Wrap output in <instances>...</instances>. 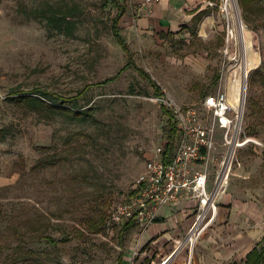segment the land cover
I'll return each mask as SVG.
<instances>
[{
    "label": "rangeland",
    "instance_id": "374dc122",
    "mask_svg": "<svg viewBox=\"0 0 264 264\" xmlns=\"http://www.w3.org/2000/svg\"><path fill=\"white\" fill-rule=\"evenodd\" d=\"M213 1L201 22L161 36L139 25L134 0H0V264H25L29 250L50 264H118L128 252L126 229L111 237L91 231L89 223L103 214L106 224L150 153L174 134L157 96L168 93L206 115L205 95L233 70L236 15L228 0ZM235 3L260 59L247 74L243 133L264 141V0ZM51 6L71 12L72 33L49 23ZM122 8L120 32L132 65L112 30ZM139 69L158 84L157 93ZM53 94L77 96L66 106H92L93 115L77 118L52 108L62 104ZM217 133L220 142L221 128ZM219 142L207 164L211 180ZM238 158L252 171L244 179L257 187L251 193L263 201L264 150L248 144Z\"/></svg>",
    "mask_w": 264,
    "mask_h": 264
},
{
    "label": "built area",
    "instance_id": "2783aa9c",
    "mask_svg": "<svg viewBox=\"0 0 264 264\" xmlns=\"http://www.w3.org/2000/svg\"><path fill=\"white\" fill-rule=\"evenodd\" d=\"M143 1L151 4L156 0ZM207 3L217 4L213 0ZM239 78L242 93L240 104L237 105L231 99V91L233 83ZM246 87L247 80L243 82L242 70H231L227 77L220 80L215 92L205 95L202 103L206 115L200 114L193 105L178 103L168 93L157 96L156 99L169 111L167 118L171 120L175 132L171 138L159 143L147 157L132 192L112 209L105 234L110 235V224H122L130 217L141 228H146L155 220L162 206L190 196L197 199L195 219L185 237L178 242V248L186 245L192 252L198 239L216 221L219 200L227 192L235 168L242 165L238 158L239 150L248 144L264 147L262 139L243 133ZM218 127L222 131L220 142ZM218 142L222 150L219 152L216 173L211 180L207 164L214 160L212 152L216 150ZM166 143H169L171 152H167ZM134 253L137 254L138 250ZM169 258L159 264H165ZM187 264H191V259Z\"/></svg>",
    "mask_w": 264,
    "mask_h": 264
},
{
    "label": "crops",
    "instance_id": "0c3cea01",
    "mask_svg": "<svg viewBox=\"0 0 264 264\" xmlns=\"http://www.w3.org/2000/svg\"><path fill=\"white\" fill-rule=\"evenodd\" d=\"M134 2L132 12L142 14L138 17L139 25L151 27L161 36L179 32L196 20L201 22L208 4V0ZM251 145L256 152L264 150V147ZM249 170L244 165L235 168L229 188L219 200L216 221L198 239L192 252L186 245L178 248V242L185 237L195 219L196 198L184 196L162 206L146 228H141L131 217L122 224H110L111 237L121 234L124 229L129 234L130 248L119 255L118 264H159L168 256L165 264H187L190 259L191 264H246L247 253L255 246L261 248L264 245V200L252 194L251 189L257 187L247 185L248 179L244 180L251 175ZM105 223L100 229L105 230L104 234L109 226L108 220ZM135 250H138L137 254Z\"/></svg>",
    "mask_w": 264,
    "mask_h": 264
},
{
    "label": "trees",
    "instance_id": "16d2710c",
    "mask_svg": "<svg viewBox=\"0 0 264 264\" xmlns=\"http://www.w3.org/2000/svg\"><path fill=\"white\" fill-rule=\"evenodd\" d=\"M49 9H50L49 11L52 12L50 14L46 13L49 23H54L55 28H57L59 31H65V29H69V32L72 33L74 30L75 22H74V20H72V18H70V17H72L71 12H65L63 14L62 13L59 14L58 11L55 10V7L51 6ZM125 9L126 8H122V11L113 18L112 30H113V33L115 35L116 40L123 47L124 51L127 54L129 53L127 64L132 65L134 63L133 57L131 58L130 49H129L125 39L123 38V36L120 32V30H121L120 19L122 17L123 12L125 11ZM34 13H35L34 15L36 16V13H38V12H34ZM139 72H142V75L151 81L152 85L154 86V90L157 93V89L159 88L158 84L154 80H152L150 78V76H147V73L143 69H139ZM260 76H261L262 81L264 83V71L260 74ZM87 89H88V87L81 90L80 94L85 92ZM36 90L40 91L38 89H36ZM158 92H160V89ZM43 93H48V92L44 91ZM18 96H21V97H18L17 100H20V101L24 100L25 102L33 104V100H31V98L28 99V97L26 95L25 96L18 95ZM53 97L60 98L62 104L60 106H57V105L49 103L52 105L51 106L52 108H53V106H56L55 109L64 111L68 115L73 116V117H77V118H87V117H91L93 115V107L92 106L82 108V107L77 106L76 102L74 104H72L71 107L66 106V104L73 103L72 101L76 100L77 96L65 97V96H62L60 94H53ZM43 102L46 103L45 101H43ZM166 147H167V152H171V147L169 146V143H166ZM49 162L50 161H48V160H43L40 163L48 164ZM103 222H104V216H103V214H99V216L97 218L90 221V223H89L90 230L93 232L100 230ZM45 237L48 241L55 242V239L52 236L47 235ZM23 262L25 264H50V263L44 261L33 250H29L28 253L24 254ZM263 263H264V245L261 248H258L257 246H255L252 250H250L247 253L246 264H263ZM58 264H73V263L59 262Z\"/></svg>",
    "mask_w": 264,
    "mask_h": 264
},
{
    "label": "bare ground",
    "instance_id": "6f19581e",
    "mask_svg": "<svg viewBox=\"0 0 264 264\" xmlns=\"http://www.w3.org/2000/svg\"><path fill=\"white\" fill-rule=\"evenodd\" d=\"M228 2L230 4V7L233 8L235 15H236V20H237V27L236 28L233 27L231 29L230 36L235 39V43L239 51L237 62L231 65V68L235 72L242 70L243 82H245V80L247 79L246 77H247L248 71L256 68L259 64L260 59L257 54L258 50L256 49L254 41H253L252 31L247 26V24L244 22V20L240 17L239 9L235 3V0H228ZM245 71H246V75H245ZM240 81L241 80L239 78L237 82L235 81L233 83L232 91H231V99L237 105L240 104L241 93H242Z\"/></svg>",
    "mask_w": 264,
    "mask_h": 264
}]
</instances>
